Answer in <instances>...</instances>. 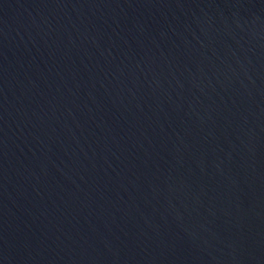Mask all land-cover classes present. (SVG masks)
I'll use <instances>...</instances> for the list:
<instances>
[{"label":"water","instance_id":"1","mask_svg":"<svg viewBox=\"0 0 264 264\" xmlns=\"http://www.w3.org/2000/svg\"><path fill=\"white\" fill-rule=\"evenodd\" d=\"M0 264H264V0H0Z\"/></svg>","mask_w":264,"mask_h":264}]
</instances>
